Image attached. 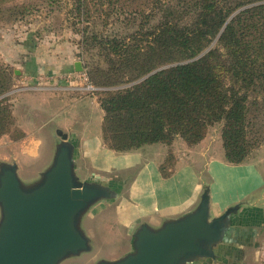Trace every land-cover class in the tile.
I'll list each match as a JSON object with an SVG mask.
<instances>
[{
  "label": "trees",
  "instance_id": "trees-1",
  "mask_svg": "<svg viewBox=\"0 0 264 264\" xmlns=\"http://www.w3.org/2000/svg\"><path fill=\"white\" fill-rule=\"evenodd\" d=\"M91 1H76L82 23L90 20ZM124 2L113 15L139 21L137 30L103 36L89 34V26L81 30L83 46H99L109 64L101 76L92 74L106 87L99 99L105 145L126 152L171 145L176 136L192 145L223 122L225 157L243 163L258 143L251 136L252 107L264 102V0ZM104 13L110 17L111 10ZM187 15L193 21L181 23ZM13 124L0 100V138ZM170 155L160 166L164 177L174 170L166 166Z\"/></svg>",
  "mask_w": 264,
  "mask_h": 264
},
{
  "label": "water",
  "instance_id": "water-1",
  "mask_svg": "<svg viewBox=\"0 0 264 264\" xmlns=\"http://www.w3.org/2000/svg\"><path fill=\"white\" fill-rule=\"evenodd\" d=\"M75 68L82 71L81 62ZM81 120L44 122L54 132V154L38 178H29L32 182L20 177L16 162L0 164V264H62L80 255L94 256L96 264H246L244 251L264 216V206L254 199L264 186L262 171L247 191L230 197L216 187L213 172V191L204 188L200 170L188 162L200 179L196 204L158 226L141 221L121 230L119 239L110 243L101 231L106 217L91 212L103 203L114 213L113 204L128 197L143 164L93 173L81 157L75 131ZM216 202L219 211L214 210ZM91 229L96 235L88 233Z\"/></svg>",
  "mask_w": 264,
  "mask_h": 264
},
{
  "label": "rangeland",
  "instance_id": "rangeland-1",
  "mask_svg": "<svg viewBox=\"0 0 264 264\" xmlns=\"http://www.w3.org/2000/svg\"><path fill=\"white\" fill-rule=\"evenodd\" d=\"M76 1L0 0V100L12 111L14 119L10 133L0 138V164L16 162L20 177L25 182H32L29 179L32 176L38 178L39 170L50 165L54 154L56 142L53 138L54 132L42 125L44 122L59 118L42 113L39 106L47 104L46 99L49 98L71 96L69 94L71 90H68L70 86L84 87V93L79 96H92L98 101L101 91L106 89L92 80V74L101 76L109 68L108 60L99 46L90 44L83 46L84 37L81 30L89 26L87 31L89 34L125 35L139 27V21L130 23L113 15L121 11L124 0L91 1V17L84 23L76 16L77 11L74 10ZM112 2L114 6H110ZM104 10H111L110 17H105ZM193 19V15H187L180 18V22L190 24ZM78 61L82 64V71L75 68ZM81 72L85 73L90 83L94 85L93 91L86 89L85 81L80 78ZM260 102L261 106L257 109L253 106L251 112L252 122L256 124L251 136L254 141L257 139L258 143L241 164L250 168V172L254 166H258L259 173L262 171L264 174V102ZM85 106L89 109L91 107L89 103ZM61 108L64 111V106ZM99 110H102L100 106ZM223 125V122H218L211 126L206 137L197 144L190 145L180 136H176L171 145L154 144H163L168 148V153L172 155L166 162L169 168H173L178 159L185 163H193L200 170L204 188L211 186L213 191L216 180L212 178L213 172L218 177L219 183L216 180V187L220 186L221 191L227 196H240L259 178L248 174L247 183L239 184L238 177L241 174L239 171L223 170L221 174L216 175L217 172L212 166L214 158L221 156L227 164H232L225 157ZM244 171L249 170L245 168ZM254 199L264 206V186ZM91 213L92 216L97 217L100 213L99 215L106 217L108 223L105 227L111 237L121 232L112 211L105 208V204L99 203ZM250 240L247 261L250 264H264V221ZM62 264L96 263L94 256L80 255L71 257Z\"/></svg>",
  "mask_w": 264,
  "mask_h": 264
},
{
  "label": "crops",
  "instance_id": "crops-1",
  "mask_svg": "<svg viewBox=\"0 0 264 264\" xmlns=\"http://www.w3.org/2000/svg\"><path fill=\"white\" fill-rule=\"evenodd\" d=\"M68 90H71L72 93L69 92V94L72 97L67 95L64 98L46 99L48 103L41 104L40 111L68 124H71L76 117H81L83 124L75 131L79 135L81 143V157L87 158L93 173L98 174L103 170L118 171L143 164L137 177L128 187V197L113 204V218L118 222L121 230H131L141 221H148L152 225L158 226L164 219L178 216L196 204L200 193V179L194 167L178 159L172 174L169 177H164L160 166L167 156L168 148H165L163 144H148L126 152H117L108 148L102 137L103 109L99 101L92 96H79L84 93L81 87L70 86ZM90 99L94 100L90 101ZM87 103L91 105L90 109L85 106ZM61 106H64V111ZM99 106L102 110H99ZM212 166L217 172L216 175L221 174L223 170H225L224 172L239 171L241 173L238 177L239 184L247 183L248 174L255 175V178L260 177L258 166H254L250 172L251 169L245 164H227L221 156L214 158ZM245 168L249 171L245 172ZM224 189L227 192L225 187ZM214 207L215 211L220 210L219 203H214ZM101 221L103 237L110 243L116 242L121 236V232L119 231L114 237H111L105 227L108 221L106 218ZM263 221L264 216L257 221L258 226L252 231L250 238L255 235ZM88 233L96 235L92 229ZM125 235L128 236V232ZM250 242L249 239L244 251L243 261L246 264H250L246 259Z\"/></svg>",
  "mask_w": 264,
  "mask_h": 264
},
{
  "label": "built area",
  "instance_id": "built-area-1",
  "mask_svg": "<svg viewBox=\"0 0 264 264\" xmlns=\"http://www.w3.org/2000/svg\"><path fill=\"white\" fill-rule=\"evenodd\" d=\"M80 78L85 81L86 89H88L89 91H93L95 89L94 85L90 83V81H89V79H88V77H87V75L85 73L81 72Z\"/></svg>",
  "mask_w": 264,
  "mask_h": 264
}]
</instances>
